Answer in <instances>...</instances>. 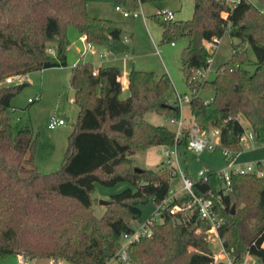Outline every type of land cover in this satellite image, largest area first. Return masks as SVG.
I'll list each match as a JSON object with an SVG mask.
<instances>
[{
  "label": "trees",
  "instance_id": "16d2710c",
  "mask_svg": "<svg viewBox=\"0 0 264 264\" xmlns=\"http://www.w3.org/2000/svg\"><path fill=\"white\" fill-rule=\"evenodd\" d=\"M145 1L160 0H122L130 12ZM87 5L88 0H0V79L65 65L70 25L88 43L126 53L122 29L109 18L91 16ZM161 26L162 41L187 38L181 70L193 90L188 106L196 125L201 130L217 128L220 144L234 147L245 131L243 116L254 138L264 139V10L250 0L232 6L227 0H193L190 18H163ZM225 31L239 39L232 44L230 59L216 68L212 79H199L195 71L206 67L213 54L205 41ZM245 43L255 56L252 71L243 66L249 61ZM51 47L55 54L49 52ZM119 75L114 65L95 67L79 61L71 67L69 85L79 111L61 166L49 173L34 164L30 127L14 130L12 125L10 102L26 81L0 85V256L21 253L25 258L54 259L55 264H103L115 255L122 234L142 220L139 206L166 197L170 169L164 164L141 168L133 164L131 154L174 143L173 129L144 116L153 111L180 117L175 100L165 96L171 80L166 73L157 76L132 68L129 94L121 98ZM201 88L212 90L208 102L198 96ZM188 135L184 129L178 144L186 146ZM122 180L130 186L110 194L104 213L97 217L91 197L94 182L111 186ZM192 190L201 196L212 193L213 208L221 218L218 234L234 261L248 252L264 264V176L233 173L225 190L218 171H209L193 182ZM180 201L168 204L162 219L152 224L150 236L128 244V259L121 264H226L214 262L207 220L195 211L179 223L181 215L169 211Z\"/></svg>",
  "mask_w": 264,
  "mask_h": 264
},
{
  "label": "rangeland",
  "instance_id": "374dc122",
  "mask_svg": "<svg viewBox=\"0 0 264 264\" xmlns=\"http://www.w3.org/2000/svg\"><path fill=\"white\" fill-rule=\"evenodd\" d=\"M250 1L259 8H264V3L259 0ZM88 3H90L89 0ZM116 5L126 8L122 0H112V4H95L94 7L96 10L100 8L116 26L122 28V38L129 47L126 53L132 55L134 63L144 69L153 71L157 76L162 73H166L169 76L171 86L165 96L171 102H174L176 92H189L190 88L186 84L184 73L181 70V52L187 43V38L179 37L174 39V44H171V41H162L161 21L163 16H155V14L159 11L169 10L173 12V19L175 20L190 18L193 11V0H160L156 6L151 1H145L142 6L140 4L136 9H131L128 16H124L121 11L117 10ZM126 37L129 38L128 42L125 41ZM238 41L237 37L230 36L227 31L219 37L205 70L206 79H212L216 68L230 59L232 44ZM245 46L249 61L244 63L243 66L247 70L252 71L255 66L254 52L249 43H245ZM49 52L54 54L55 49L53 51L49 50ZM123 54L115 55L122 56ZM87 55L93 59L96 58V55L89 54V52ZM25 81L26 84L12 97L10 102L13 108L11 110L12 125L14 130L24 125L30 127L35 140L33 146L34 164L41 173H49L59 169L61 166L64 152L68 145V136L72 131L79 108L70 99L73 96V92L69 85V77L66 75V68L47 67L33 70L27 73ZM123 86L120 93L121 98L127 96V89L123 88ZM212 94V90L208 88H201L198 91V96L202 99L210 98ZM28 98H33L34 100L28 101ZM52 115L66 116L69 119L63 125L49 128L47 124ZM144 116L147 121L153 124L166 125L171 129L176 126L175 123L170 121L169 117L163 114L148 111ZM182 117L186 123L192 120L188 104H184L182 108ZM240 120L245 126V131L242 135V141L237 146L235 145V151H238V154L234 158V163L249 164L257 160H264V139L249 138V124L243 116L240 117ZM166 147L172 151V164L177 170L183 171L192 181L200 178L199 171H203V177H205L209 171L228 170V159L223 155L220 143H217V146L213 149H204L199 152H194L182 144L176 145V147L174 145H152L131 154L132 162L141 168H158L164 164L166 159L163 154V150ZM166 169L169 170L168 167ZM181 185V175L177 172L170 179V187L173 190H177L180 189ZM128 186H130V183L125 180L118 181L111 186L94 182L91 192L93 213L97 217L101 216L106 209V205L100 203L99 200H109L110 194ZM232 206L233 210H235L234 202L231 205V209ZM139 207L142 220L147 219L156 210V204L152 201H147ZM208 245L214 254H218L222 248L220 239L215 235L208 237ZM250 258L255 262H259V259L253 255H250ZM26 260L29 264H50V258H26ZM57 261L58 263L63 262L62 259H57ZM0 264L19 263L16 254L11 253L0 256ZM110 264L121 263L118 260H113Z\"/></svg>",
  "mask_w": 264,
  "mask_h": 264
},
{
  "label": "built area",
  "instance_id": "2783aa9c",
  "mask_svg": "<svg viewBox=\"0 0 264 264\" xmlns=\"http://www.w3.org/2000/svg\"><path fill=\"white\" fill-rule=\"evenodd\" d=\"M240 0H227V2L232 6ZM116 9L122 11L124 16L129 15L130 11L127 9L122 8L120 5H116ZM264 10V8H262ZM164 19H173V12L169 10L161 11V14ZM219 36H213L211 39L205 41V46L210 52H214L216 48V44L218 42ZM53 51L51 47L49 49ZM208 66V65H207ZM206 67L197 69L195 71V76L199 79H206ZM27 78L26 73H13L6 76L3 79H0V85L9 84L14 82H22L25 81ZM193 90L189 92L179 93L176 92L175 94V102L179 107L180 110V117L178 119H171L170 121L175 123L176 126L174 128L175 136H174V143L171 145L178 144V141L183 136V130L188 129L189 135L188 140L186 143V147L191 149L194 152H199L204 149H213L217 146L219 142V130L215 127H211L208 130H201L193 120H190L186 123L185 119L182 117V108L184 104H188L191 98ZM37 98V97H36ZM210 98L203 99L204 102H208ZM33 98H28V101H33ZM67 120L63 116H50L48 120L47 126L49 128H55L59 125L65 124ZM249 138H253L254 135L251 131L248 133ZM243 136L241 135L240 141H242ZM239 141V142H240ZM222 146V153L228 159L227 164V171H218V175L222 179V185L224 189L227 190L230 183V175L233 173H255L259 176H264V160H257L253 163L249 164H236L234 163V158L238 154V151H235V148L221 145ZM163 154L166 157L164 161V166L168 167L172 173V175H176L177 172L180 173L182 179V185L179 190H173L171 187L168 190L166 197L159 203L156 204L155 212L149 216L145 220L133 222L131 227V231L125 232L122 234L120 239V246L117 249L114 256L108 258L103 264H110L113 260L118 261H126L128 259L127 254V246L130 242L134 240H138L140 237L143 236H150L152 234V224L155 221H160L162 219V212L168 204L175 198L181 199L180 202L175 203L169 208L171 213H179L181 215V220L186 221L189 220L191 215L196 211L199 217L205 219L209 222L210 227L208 229V237L210 235L217 236L222 244V239L218 234V226L221 222V218L218 216L216 211L213 208V199L212 193L209 196H201L194 193L192 190L193 182L189 177H187L183 171L180 169L177 170L176 167L172 164V151L166 147L163 150ZM200 177H203V171H199ZM203 178H206L203 177ZM181 192H183L181 194ZM17 261L19 264H29L26 258L21 254L17 253ZM222 261L226 264H260V262H255L250 258V254L246 252L245 256L240 261H234V259L229 255V253L224 249L223 245L218 254H214V262ZM50 264H55L54 259H50Z\"/></svg>",
  "mask_w": 264,
  "mask_h": 264
},
{
  "label": "crops",
  "instance_id": "0c3cea01",
  "mask_svg": "<svg viewBox=\"0 0 264 264\" xmlns=\"http://www.w3.org/2000/svg\"><path fill=\"white\" fill-rule=\"evenodd\" d=\"M89 1L90 3H88L87 5V10L91 16L108 18L105 12H103L100 8L96 10L94 6L95 4H104V3L112 4V0H89ZM157 2H153L155 6ZM142 3L143 2L140 3L141 6H142ZM67 39H68V45L65 49L66 64L63 66H54V67L66 68V75H68V77L70 75L71 67L79 61L91 62L95 67L114 65V66H117L120 70L119 80L122 83V85H124L123 88L127 89V95H128L129 91L127 88V79H128V74L130 70L132 68L147 70V69H144L142 66L136 65L134 63V59L132 55H129L128 53H124L122 56H119V55H115L114 53L110 52L105 46L88 43L85 40V35L77 31V29L72 25L68 26L67 28ZM125 41L128 42L129 38L126 37ZM171 44H174V42H171ZM53 49L55 48L53 47ZM88 52L89 54L96 55V58L93 59L91 56L87 55ZM70 88L72 89V92H73L72 94L74 95V89L72 87ZM70 99L73 100V96ZM63 117H65L66 120L69 119L68 117L66 118V116H63ZM172 129L174 130V128ZM236 146H234L233 148L236 149Z\"/></svg>",
  "mask_w": 264,
  "mask_h": 264
},
{
  "label": "water",
  "instance_id": "95a60500",
  "mask_svg": "<svg viewBox=\"0 0 264 264\" xmlns=\"http://www.w3.org/2000/svg\"><path fill=\"white\" fill-rule=\"evenodd\" d=\"M136 169L138 170L139 168H136ZM99 202L102 203L103 205H107L109 203V200H107V199H100ZM231 212H233V206H232ZM178 222L181 223L182 222L181 219H179ZM193 228H194V226H191L190 227V230H192Z\"/></svg>",
  "mask_w": 264,
  "mask_h": 264
}]
</instances>
